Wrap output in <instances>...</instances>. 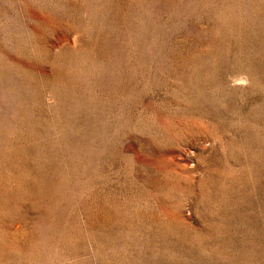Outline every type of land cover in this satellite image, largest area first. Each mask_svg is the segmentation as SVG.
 Here are the masks:
<instances>
[{
  "label": "rangeland",
  "instance_id": "obj_1",
  "mask_svg": "<svg viewBox=\"0 0 264 264\" xmlns=\"http://www.w3.org/2000/svg\"><path fill=\"white\" fill-rule=\"evenodd\" d=\"M0 264H264V0H0Z\"/></svg>",
  "mask_w": 264,
  "mask_h": 264
}]
</instances>
